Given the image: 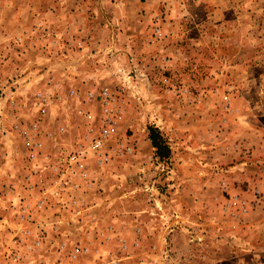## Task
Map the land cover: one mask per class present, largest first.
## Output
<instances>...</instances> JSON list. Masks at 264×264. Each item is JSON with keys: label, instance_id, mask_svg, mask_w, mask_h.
<instances>
[{"label": "rangeland", "instance_id": "obj_1", "mask_svg": "<svg viewBox=\"0 0 264 264\" xmlns=\"http://www.w3.org/2000/svg\"><path fill=\"white\" fill-rule=\"evenodd\" d=\"M0 264H264V0H0Z\"/></svg>", "mask_w": 264, "mask_h": 264}, {"label": "crops", "instance_id": "obj_2", "mask_svg": "<svg viewBox=\"0 0 264 264\" xmlns=\"http://www.w3.org/2000/svg\"><path fill=\"white\" fill-rule=\"evenodd\" d=\"M82 180H81V182L83 181V179L84 178H81ZM27 182H29V181H27ZM76 183V182H75ZM77 184H78V186H80V182L79 181H77ZM17 189H18V187H17ZM22 190H24V188L22 189ZM18 191H19V189H18ZM17 191V192H18ZM17 192L16 191H11V192H7V193H4V195H5V197H6V200H14L13 198L16 196V194H17ZM3 198H4V196H2ZM17 199H18V197H16ZM16 198H15V200H16ZM31 199V198H30ZM54 199H57V198H54ZM72 201H76V200H73L72 199ZM58 218V217H57ZM15 222V221H14ZM18 223L19 222H15V224H17L18 225ZM24 223V222H23ZM21 224V226L19 225V227L22 229L19 233H18V236H17V239L15 240V242L16 243H18L19 244V241L21 240V246L23 247V246H25V247H28L29 246V248H31V244L29 243V241H28V238H30L31 237V235H32V233H33V231H32V228L30 227V226H28V225H24V224ZM14 224V225H15ZM20 224V223H19ZM34 225V224H33ZM26 227H29V228H26ZM35 227L37 228V225L35 224ZM42 228H44V226L43 227H41V229H36V230H38V231H41L42 230ZM56 229H58V227L56 228ZM60 241V240H59ZM39 244L41 245L42 244V241L40 240V242H39ZM26 245H28V246H26ZM58 245V244H57ZM87 245H89V244H87ZM26 249V248H25Z\"/></svg>", "mask_w": 264, "mask_h": 264}, {"label": "trees", "instance_id": "obj_3", "mask_svg": "<svg viewBox=\"0 0 264 264\" xmlns=\"http://www.w3.org/2000/svg\"><path fill=\"white\" fill-rule=\"evenodd\" d=\"M149 138L159 158L164 159L169 155V149L164 138L156 127L149 128Z\"/></svg>", "mask_w": 264, "mask_h": 264}, {"label": "built area", "instance_id": "obj_4", "mask_svg": "<svg viewBox=\"0 0 264 264\" xmlns=\"http://www.w3.org/2000/svg\"><path fill=\"white\" fill-rule=\"evenodd\" d=\"M98 146H99V144H97V145L94 146V147L96 148V147H98ZM31 158H32V159L35 158L34 154H32ZM71 160H72V161H76V160H77V157H76V156H73V157L71 158Z\"/></svg>", "mask_w": 264, "mask_h": 264}]
</instances>
